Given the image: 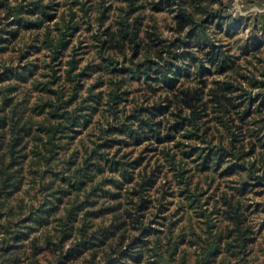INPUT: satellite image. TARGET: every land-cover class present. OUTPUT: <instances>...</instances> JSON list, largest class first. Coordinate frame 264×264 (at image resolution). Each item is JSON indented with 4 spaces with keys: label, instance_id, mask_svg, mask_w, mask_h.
Instances as JSON below:
<instances>
[{
    "label": "trees",
    "instance_id": "obj_1",
    "mask_svg": "<svg viewBox=\"0 0 264 264\" xmlns=\"http://www.w3.org/2000/svg\"><path fill=\"white\" fill-rule=\"evenodd\" d=\"M232 5L0 0V264H264V0Z\"/></svg>",
    "mask_w": 264,
    "mask_h": 264
},
{
    "label": "rangeland",
    "instance_id": "obj_2",
    "mask_svg": "<svg viewBox=\"0 0 264 264\" xmlns=\"http://www.w3.org/2000/svg\"><path fill=\"white\" fill-rule=\"evenodd\" d=\"M231 12L233 14H239L245 13L246 11L242 10V0H233V5L231 7ZM235 21L240 25L242 21L237 20L236 17L234 18ZM93 30H97L96 26L93 28ZM242 30V29H241ZM78 33V39L75 38V45H76V57H82L83 59L89 58L91 56V51L90 50H85V43L90 41V38L92 36H95L97 33L93 32L90 30H87L85 25L81 24V27L79 30L76 31ZM242 33V31H241ZM92 47H90L91 49ZM6 217L4 216L3 218H0V221H5Z\"/></svg>",
    "mask_w": 264,
    "mask_h": 264
}]
</instances>
